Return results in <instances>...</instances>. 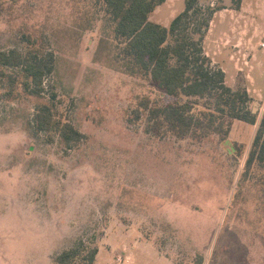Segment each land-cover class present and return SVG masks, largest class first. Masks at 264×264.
<instances>
[{
	"label": "rangeland",
	"instance_id": "obj_1",
	"mask_svg": "<svg viewBox=\"0 0 264 264\" xmlns=\"http://www.w3.org/2000/svg\"><path fill=\"white\" fill-rule=\"evenodd\" d=\"M236 5L199 0L201 17L223 7L203 47L228 85L264 95V7ZM185 7L166 0L150 18L168 26ZM109 18L100 0L0 1V51L55 54L44 97L0 64L17 78L0 81V264H54L81 242L98 247L94 264H264V163L244 167L264 96L250 102L257 123L234 119L228 142L167 133L148 108L175 98L118 62ZM43 102L83 133L77 144L34 127Z\"/></svg>",
	"mask_w": 264,
	"mask_h": 264
},
{
	"label": "trees",
	"instance_id": "obj_2",
	"mask_svg": "<svg viewBox=\"0 0 264 264\" xmlns=\"http://www.w3.org/2000/svg\"><path fill=\"white\" fill-rule=\"evenodd\" d=\"M100 1L106 4L113 24L118 62L130 74H148L162 91L175 98L148 108L150 119L158 121L167 133L199 139L220 133L223 141L228 142L234 119L257 123L258 114L250 107L252 97L248 90L228 85L225 71L213 65L203 47L213 15L222 6H207V15L201 17L203 9L199 0H186L185 9L166 26L150 18L166 0ZM240 3L241 0H236L237 7ZM27 39L32 41L30 37ZM54 63L52 51L29 49L23 52L16 48L0 51V64L20 68L25 75L24 90L38 97L45 96V80ZM4 77L9 78L12 86L17 81L13 73L0 68V81ZM205 99L210 104L196 110ZM33 123L39 131L55 127L69 147L83 138V133L71 122L56 120L51 105L46 102L37 105ZM246 148V144L236 142L231 150L243 157ZM257 161L264 163V113L247 152L245 172ZM97 254V246L81 242L57 254L54 264H94Z\"/></svg>",
	"mask_w": 264,
	"mask_h": 264
},
{
	"label": "crops",
	"instance_id": "obj_3",
	"mask_svg": "<svg viewBox=\"0 0 264 264\" xmlns=\"http://www.w3.org/2000/svg\"><path fill=\"white\" fill-rule=\"evenodd\" d=\"M260 2H261V4L263 5V7H264V0H241V3H240V6L239 7H237V9H236V13L238 14V13H241V14H244L245 13V11H244V9H245V7L247 6V5H251V6H253L254 8H257L258 6H260L261 4H260ZM214 23V19H213V21L211 22V25H210V30L212 29V24ZM208 33V32H207ZM208 35L209 34H207V38H208ZM225 70H226V68H225ZM249 91H250V95H251V97L252 96H254V95H256V97H260V99H263V96L264 95H262L260 92H258L256 89H255V91H252L251 89H249ZM236 121H243V120H239V119H237ZM244 122H246V121H244ZM248 123V122H247ZM251 124V123H250ZM252 125H254V124H252ZM230 132H231V130H230ZM230 134V133H229Z\"/></svg>",
	"mask_w": 264,
	"mask_h": 264
},
{
	"label": "built area",
	"instance_id": "obj_4",
	"mask_svg": "<svg viewBox=\"0 0 264 264\" xmlns=\"http://www.w3.org/2000/svg\"><path fill=\"white\" fill-rule=\"evenodd\" d=\"M262 109H264V105L262 106Z\"/></svg>",
	"mask_w": 264,
	"mask_h": 264
},
{
	"label": "water",
	"instance_id": "obj_5",
	"mask_svg": "<svg viewBox=\"0 0 264 264\" xmlns=\"http://www.w3.org/2000/svg\"><path fill=\"white\" fill-rule=\"evenodd\" d=\"M253 111L255 112V108L253 109Z\"/></svg>",
	"mask_w": 264,
	"mask_h": 264
}]
</instances>
